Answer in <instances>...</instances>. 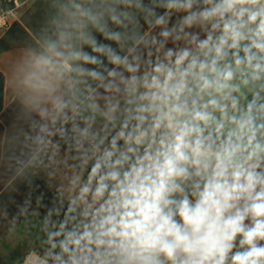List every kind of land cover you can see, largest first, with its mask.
Wrapping results in <instances>:
<instances>
[{
    "label": "clouds",
    "instance_id": "1",
    "mask_svg": "<svg viewBox=\"0 0 264 264\" xmlns=\"http://www.w3.org/2000/svg\"><path fill=\"white\" fill-rule=\"evenodd\" d=\"M37 4L0 61L14 264H264V0Z\"/></svg>",
    "mask_w": 264,
    "mask_h": 264
},
{
    "label": "crops",
    "instance_id": "2",
    "mask_svg": "<svg viewBox=\"0 0 264 264\" xmlns=\"http://www.w3.org/2000/svg\"><path fill=\"white\" fill-rule=\"evenodd\" d=\"M2 1L0 0V3ZM23 3L24 0H18L17 12L10 26L0 29V61L3 63H8L14 58L17 49L30 39L32 31L39 26L42 8L38 4L20 7ZM11 106V97L6 96L3 88L0 87V120L4 121L0 127H7V122L12 116ZM10 210L14 211V209ZM6 230V222H0V264H14L17 258L23 255L25 248L23 243L15 239L11 242L5 240ZM23 231L21 226V235Z\"/></svg>",
    "mask_w": 264,
    "mask_h": 264
},
{
    "label": "built area",
    "instance_id": "3",
    "mask_svg": "<svg viewBox=\"0 0 264 264\" xmlns=\"http://www.w3.org/2000/svg\"><path fill=\"white\" fill-rule=\"evenodd\" d=\"M18 0H3L0 3V29H6L10 26L16 15Z\"/></svg>",
    "mask_w": 264,
    "mask_h": 264
}]
</instances>
